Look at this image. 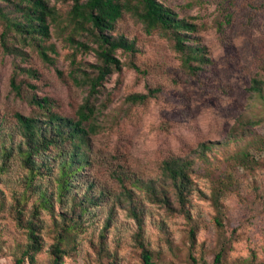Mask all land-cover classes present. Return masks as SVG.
<instances>
[{
    "label": "rangeland",
    "instance_id": "obj_1",
    "mask_svg": "<svg viewBox=\"0 0 264 264\" xmlns=\"http://www.w3.org/2000/svg\"><path fill=\"white\" fill-rule=\"evenodd\" d=\"M48 1L62 12L69 8V3ZM159 1L178 18L196 25L185 43L199 46L207 62L200 71L189 74L181 67L172 37L161 31L146 34L133 20L122 21L119 28L135 40L138 53L132 59L122 51L116 53L122 63L121 71L107 77L94 101L100 112L93 121L98 129L90 135L94 162L90 174L97 182L117 190L112 171L119 164L144 177H155L161 162L170 156L194 159L191 204L194 214L202 213L203 224L196 227L191 242L192 225L180 216H170L151 206L153 217L148 223L155 224L152 230L156 232L164 220L173 244V251L159 264H193L189 254L196 259L194 264H203L200 255L212 264L214 253L219 250L224 251L221 264H261L264 86L260 96L251 92L250 82L256 74L260 79L264 77V0ZM1 7L4 4L0 0ZM60 27L63 29L50 26L46 45L52 48L45 49L48 61L39 56L31 42H19L0 17V117L10 119L14 113L42 115L45 110L29 102L33 94L50 99V111L75 116L87 88L77 85L71 75L82 64L94 63L95 57L91 51L76 49L75 42L80 38L69 41L70 28L62 24ZM2 41L21 54L5 52ZM28 69L36 74L29 75ZM12 79L20 86V95L12 90ZM150 89L157 92L143 103L126 100L129 94L147 93ZM232 128L238 136L230 140ZM206 142L214 145L203 161L197 152L199 144ZM243 158L245 162L240 161ZM115 222L118 231H127L124 213L118 211ZM9 223L1 221L2 225ZM110 230L113 232L108 240L113 245L121 234L117 229ZM7 233L5 230L4 235ZM89 233L79 239L78 257L65 264H95ZM122 242L125 247L121 250V263L141 264L128 242ZM39 259L48 264L45 254ZM0 264H10V260L0 258Z\"/></svg>",
    "mask_w": 264,
    "mask_h": 264
},
{
    "label": "trees",
    "instance_id": "obj_2",
    "mask_svg": "<svg viewBox=\"0 0 264 264\" xmlns=\"http://www.w3.org/2000/svg\"><path fill=\"white\" fill-rule=\"evenodd\" d=\"M1 1L4 7L0 8V17L7 29L14 32L19 42H31L41 58L49 61L45 49L51 47L46 45L50 26L62 28V24L70 28L69 41L80 38L75 42L76 49L91 51L95 62L82 64L71 75L77 85L87 88L74 117L50 111L52 101L35 94L29 102L45 110L42 115L14 113L10 119L0 117V258L6 257L10 264H43L39 256L45 254L48 264H65L78 257L79 239L92 229L88 239L95 264H122V241L128 242L141 264H159L173 251V244L164 220H159L156 232L152 230L155 224L148 223L153 217L151 206L184 218L192 225L189 234L193 242L196 227L203 224L202 213L194 214L191 204L194 159L170 156L161 162L155 177H144L119 164L112 171V181L118 185L113 190L90 174L94 163L90 135L98 129L93 122L100 112L94 102L96 96L107 77L121 71L122 63L116 53L122 51L131 59L138 53L135 40L125 36L119 24L129 18L141 25L146 34H168L175 42L174 51L180 55L182 69L189 74L200 71L207 62L199 46L185 43L196 25L178 18L159 0H57L69 3L66 12L48 0ZM2 48L7 53L21 54L4 41ZM131 67L139 71L134 64ZM26 71L36 74L32 69ZM263 86L264 77L260 79L256 74L250 82L251 92L262 96ZM11 87L16 95L21 94L14 79ZM156 92L150 89L147 93L129 94L126 100L143 103ZM237 136V130L232 128L230 140ZM213 145L199 144L198 158L206 161L205 154ZM240 161L245 162L244 158ZM118 211L125 215V232L116 227ZM2 220H8L9 225H2ZM215 223L221 226L217 218ZM110 229L121 234L113 245L108 240L113 232ZM12 230L15 231L11 234ZM223 253L215 252L212 264H221ZM200 257L203 264H208ZM189 258L196 263L192 254Z\"/></svg>",
    "mask_w": 264,
    "mask_h": 264
}]
</instances>
